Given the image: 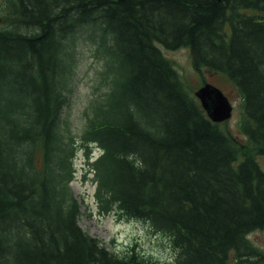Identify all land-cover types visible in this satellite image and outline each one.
<instances>
[{"label": "trees", "instance_id": "trees-1", "mask_svg": "<svg viewBox=\"0 0 264 264\" xmlns=\"http://www.w3.org/2000/svg\"><path fill=\"white\" fill-rule=\"evenodd\" d=\"M0 28V264H160L79 223L78 144L103 213L148 222L171 264H264V170L186 91L167 49L223 73L264 155V0H14ZM100 63L75 130L80 49Z\"/></svg>", "mask_w": 264, "mask_h": 264}, {"label": "rangeland", "instance_id": "rangeland-1", "mask_svg": "<svg viewBox=\"0 0 264 264\" xmlns=\"http://www.w3.org/2000/svg\"><path fill=\"white\" fill-rule=\"evenodd\" d=\"M14 0H0V28L11 25L13 17L8 8ZM163 54L175 66L186 91L199 101L196 92L205 84L212 83L219 87L233 104L232 116L219 123L246 156L254 157L264 170V155L257 153L241 128L244 119L243 98L236 86L223 73L208 68H197L189 47L167 49L159 44ZM100 67L89 47L80 49L79 67L75 78V88L69 102V119L75 130L84 123L83 110L94 92L95 72ZM100 150L93 146L87 149L80 143L74 156V177L72 187L81 203L79 223L93 236L100 238L111 250L122 254L135 252L154 263L171 264L175 261L177 250L171 238L156 231L148 222L123 216L119 211L103 213L96 197L97 184L95 175L90 170L92 157L98 156ZM251 242L264 252V229H258L248 235Z\"/></svg>", "mask_w": 264, "mask_h": 264}, {"label": "water", "instance_id": "water-1", "mask_svg": "<svg viewBox=\"0 0 264 264\" xmlns=\"http://www.w3.org/2000/svg\"><path fill=\"white\" fill-rule=\"evenodd\" d=\"M196 96L212 121L220 123L232 116L233 105L219 87L206 83L196 92Z\"/></svg>", "mask_w": 264, "mask_h": 264}]
</instances>
